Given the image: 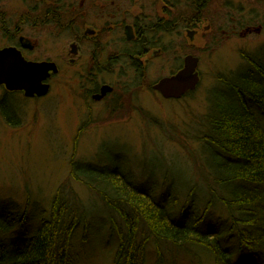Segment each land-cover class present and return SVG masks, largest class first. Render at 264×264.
Masks as SVG:
<instances>
[{
  "label": "rangeland",
  "instance_id": "rangeland-1",
  "mask_svg": "<svg viewBox=\"0 0 264 264\" xmlns=\"http://www.w3.org/2000/svg\"><path fill=\"white\" fill-rule=\"evenodd\" d=\"M148 1L140 2L141 6L147 5L144 15H155L159 1ZM167 2H176L175 8L182 18L190 16L195 6V0ZM170 4H167L169 15L175 9ZM203 9L204 23L201 22L198 34L190 38L181 29L180 36L167 34V55L161 63L153 62L145 82L149 88L169 76L189 54L199 59L200 82L192 94L175 101L164 100L149 91L133 90L135 94L128 93L131 95L128 98L127 93L122 94L121 84L117 94L120 99V95L125 96L124 107L120 106L121 110L114 114L106 111L101 122L82 128V124L91 121L80 98L81 84L75 75L78 69L61 60L67 49L63 43L41 45L40 54L48 55L59 69L49 96L39 100L14 96L15 108L0 111V211L9 216L11 237L18 241L19 248L48 218L55 191L67 183L78 209L84 213L88 225H92L84 262L111 263L117 243L111 221L116 224L120 221L82 184L69 179L70 161L79 163L80 173L91 180L108 176L115 168L122 169L123 177L131 179L125 171L128 169L138 185L155 191V198L163 207L172 203V210H185L189 217L195 212L197 218L202 217L201 180L195 177L192 158H198L205 167L216 162L214 150L200 148L202 123L212 102L228 100L223 80L237 83L233 75L249 71L244 57L260 59L264 52V0H209ZM127 103L131 108H125ZM170 136L180 141L172 143L168 140ZM75 137L78 141L73 149ZM141 164L145 167H139ZM93 167L106 172H97ZM125 183L127 186L128 180ZM225 215L212 208L206 215L210 224L201 225L216 233L223 228L219 221ZM75 234L79 244L83 231L78 228ZM160 253L162 260L157 257L155 245H148L145 264H198L167 247H161Z\"/></svg>",
  "mask_w": 264,
  "mask_h": 264
},
{
  "label": "trees",
  "instance_id": "trees-1",
  "mask_svg": "<svg viewBox=\"0 0 264 264\" xmlns=\"http://www.w3.org/2000/svg\"><path fill=\"white\" fill-rule=\"evenodd\" d=\"M203 2L194 3L201 8ZM197 19L201 23L203 17L198 14ZM244 60L249 71L233 75L235 84L223 80L228 100L212 102L202 123L200 148L214 150L216 162L205 167L192 158L202 186L200 219L195 212L189 217L185 210H172V203L163 207L155 191L138 185L128 169L131 179L115 168L110 175L91 180L80 173L79 163L70 161L69 179L85 186L120 221H111L116 235L108 230L117 242L110 264H145L150 244L155 245L159 260L160 248L167 247L198 264H264V52L260 59L245 56ZM168 140L180 141L172 136ZM77 141L75 137L73 149ZM67 190V183L58 187L48 218L22 248L11 237L9 216L0 211V264H87L85 248L92 225L78 209L73 192ZM212 208L226 214L219 221L223 228L216 233L203 226L210 224L206 215ZM78 228L84 235L79 244Z\"/></svg>",
  "mask_w": 264,
  "mask_h": 264
},
{
  "label": "flooded vegetation",
  "instance_id": "flooded-vegetation-1",
  "mask_svg": "<svg viewBox=\"0 0 264 264\" xmlns=\"http://www.w3.org/2000/svg\"><path fill=\"white\" fill-rule=\"evenodd\" d=\"M158 1L159 17H156L159 14L155 10V15H144L147 5H140L144 0H0V50L15 49L26 62L57 66L48 55L40 54L41 45L63 43L67 49L61 54V60L65 65L78 69L75 75L81 84L80 98L86 117L89 116L91 121L80 128L93 125L101 122L106 111L114 114L120 106L124 107L122 98L125 96L120 95V99L117 94L121 84L122 94L127 93L128 98L131 96L128 93L135 94L133 90L157 95L145 82L153 62L161 63L167 55L168 24V34L180 36L179 29L184 36L185 32L187 35L193 33V36L198 34L201 23L197 17L198 14L203 17L201 11H204L208 0L202 3L201 8L193 6L190 16L183 18L178 12L169 15L167 4L171 2ZM170 6L174 9L176 2ZM126 28L129 29V40L125 35ZM182 60L169 76L181 69ZM49 74L42 82L49 91L42 97L25 98L22 91H9L5 85H0V111L15 108L14 96L27 100L49 96L59 69L57 74ZM103 86L110 87L111 91L96 100ZM125 108H131V105L127 103Z\"/></svg>",
  "mask_w": 264,
  "mask_h": 264
},
{
  "label": "water",
  "instance_id": "water-1",
  "mask_svg": "<svg viewBox=\"0 0 264 264\" xmlns=\"http://www.w3.org/2000/svg\"><path fill=\"white\" fill-rule=\"evenodd\" d=\"M127 29L125 35L129 40L131 38ZM188 35L192 37L193 33ZM182 64V68L176 74L162 78L152 86V90L164 100H179L196 89L199 83L198 59L187 55ZM57 72L55 64L26 62L15 49L0 50V85H5L9 91H22L26 98L45 96L49 87L42 82L50 75L49 73ZM110 91V87L103 86L95 99H102Z\"/></svg>",
  "mask_w": 264,
  "mask_h": 264
},
{
  "label": "bare ground",
  "instance_id": "bare-ground-1",
  "mask_svg": "<svg viewBox=\"0 0 264 264\" xmlns=\"http://www.w3.org/2000/svg\"><path fill=\"white\" fill-rule=\"evenodd\" d=\"M177 12V10H174L173 11V13H176ZM168 27V26H167ZM168 29V28H167ZM69 164H70V162H69ZM70 167V166H69ZM85 187V186H84ZM86 189V188H85ZM77 204H78V202H77Z\"/></svg>",
  "mask_w": 264,
  "mask_h": 264
}]
</instances>
